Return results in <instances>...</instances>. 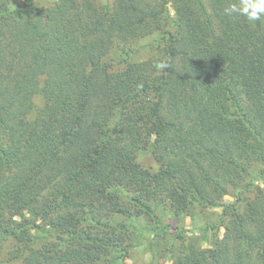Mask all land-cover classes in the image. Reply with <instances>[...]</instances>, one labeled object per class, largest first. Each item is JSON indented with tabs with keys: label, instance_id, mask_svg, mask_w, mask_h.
I'll return each mask as SVG.
<instances>
[{
	"label": "trees",
	"instance_id": "1",
	"mask_svg": "<svg viewBox=\"0 0 264 264\" xmlns=\"http://www.w3.org/2000/svg\"><path fill=\"white\" fill-rule=\"evenodd\" d=\"M34 1L0 0V229L19 243L11 259L99 260L110 242L83 223L124 212L126 193L145 212L222 208L211 247L169 264H264V188L222 202L264 164V17L224 15L239 0ZM155 34L159 56L116 71L104 62L115 42ZM146 153L154 164L139 160ZM24 211L31 222L16 220ZM34 229L59 243L35 247Z\"/></svg>",
	"mask_w": 264,
	"mask_h": 264
},
{
	"label": "rangeland",
	"instance_id": "2",
	"mask_svg": "<svg viewBox=\"0 0 264 264\" xmlns=\"http://www.w3.org/2000/svg\"><path fill=\"white\" fill-rule=\"evenodd\" d=\"M24 0H13L14 7H22ZM54 0H35L39 7L50 6ZM99 5H112L113 0H95ZM169 13L174 16V10L170 6ZM173 29V27H171ZM159 34H155L131 43L115 42L104 62L111 70L124 68L131 61H140L150 57L159 56ZM162 47V46H161ZM40 101V97L37 98ZM38 101V102H39ZM139 160L149 165L154 164L149 153L139 156ZM263 163H255L251 171L244 176L237 186H230L228 194L222 202H232L235 196L243 191L246 197L251 198L258 186L264 188ZM125 193V191H123ZM127 194H122L121 204L124 212L112 210L103 212L100 220L83 223L95 233L101 231L110 242L108 251L103 253L99 260L87 264H169L172 260L187 252L191 247H211L214 234L209 229L211 225L220 222L221 207H206L195 204L187 211L175 214L169 210L166 202H152L151 212H145L128 202ZM33 217L24 211L16 217L18 222L27 220L31 222ZM99 223H98V222ZM170 225V230L162 233L161 228ZM182 231L187 232L182 235ZM50 231L32 230L35 238V247H41L46 241L59 243L56 234ZM224 228L220 234L223 235ZM50 234V236H48ZM182 235V236H180ZM19 246L17 239L6 236L0 229V264H23L25 254L11 259L13 250Z\"/></svg>",
	"mask_w": 264,
	"mask_h": 264
},
{
	"label": "clouds",
	"instance_id": "3",
	"mask_svg": "<svg viewBox=\"0 0 264 264\" xmlns=\"http://www.w3.org/2000/svg\"><path fill=\"white\" fill-rule=\"evenodd\" d=\"M224 15L244 16L249 22L258 21L264 17V0H239V4L225 7Z\"/></svg>",
	"mask_w": 264,
	"mask_h": 264
}]
</instances>
